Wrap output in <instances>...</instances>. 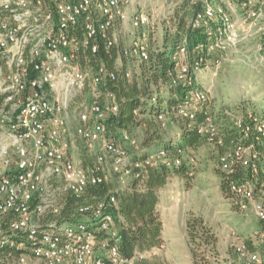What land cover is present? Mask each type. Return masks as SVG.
<instances>
[{
  "label": "built area",
  "instance_id": "2783aa9c",
  "mask_svg": "<svg viewBox=\"0 0 264 264\" xmlns=\"http://www.w3.org/2000/svg\"><path fill=\"white\" fill-rule=\"evenodd\" d=\"M201 1L202 10L190 25L205 31L204 42L194 50L200 56L190 64L178 63L174 84L196 82L197 74L208 70L214 57L236 47L242 34L239 22H249V30L258 20L264 21V1L257 5L236 0L241 20L233 17L232 8ZM128 3L0 0V264H140L149 252L135 253L131 259L119 254L112 194L118 191L116 187L104 199L80 206L79 221L58 223L66 196L79 198L86 188L108 182V172L131 181L144 166L182 163L180 157L171 158L162 150L145 161H135L107 127L108 117L117 115L119 105L115 95L102 87L117 81L119 73L100 62L87 63L98 55L100 44L105 52L116 49L117 26L122 30L128 23L139 30L149 24L143 12L129 16ZM261 36L256 50L264 72V31ZM119 53L141 63L150 57L138 36ZM121 77L128 79V72ZM89 82L95 89L90 103L76 112L74 135L88 147L99 143L102 152L84 166L69 155L66 115ZM104 95L109 102L102 101ZM207 101V91L194 89L178 105L176 116L186 120L207 144H221L217 126L202 106ZM199 115L202 120L197 122ZM233 128L238 139L230 152L219 157V169L232 173L235 166L251 167L256 173L258 153L253 141L264 138V115L235 118ZM122 134L126 139L128 134ZM187 159L192 165L193 159ZM229 189L239 211L250 205L254 218L264 222V200L255 197L252 180L232 181ZM234 254L242 264H264V256L243 241L234 246Z\"/></svg>",
  "mask_w": 264,
  "mask_h": 264
},
{
  "label": "trees",
  "instance_id": "16d2710c",
  "mask_svg": "<svg viewBox=\"0 0 264 264\" xmlns=\"http://www.w3.org/2000/svg\"><path fill=\"white\" fill-rule=\"evenodd\" d=\"M176 4L164 23L165 37L162 46L150 53L147 62L140 64L138 78L128 82L125 77H119L115 82H105V87H102L104 91L115 95L119 105L118 113L112 118L110 125L128 135L137 129L143 131L144 151L134 157L135 161H145L159 150L171 158L182 159V163L176 167L144 166L135 173L136 177L132 178L127 188L112 192L116 207L113 212L120 238L118 251L125 259H131L135 253L147 252L162 246V222L156 210L159 192L166 188L171 177H177L189 187L194 173L191 172V165L187 163V153L191 154L207 144L194 128L189 127L186 120L176 116L178 105L185 100L188 93L198 88V84L194 81L188 85L173 83L178 68L177 54L183 50L189 64L200 56L194 50L198 43L204 42L205 31L202 28L193 30L190 25L192 19L201 12L203 4L201 0H177ZM116 59L115 50L105 52L100 44L98 55L91 58L87 64L95 66L100 62L107 69L113 70ZM159 116L176 126L179 134L175 140L165 136L162 129L163 120L159 121ZM225 118L219 115V121L213 120L221 139V144H214L218 148V155L214 157L217 159V165L219 157L230 152L238 139L236 130L230 127ZM201 120L202 117L199 115L197 122ZM251 140L250 138L249 142ZM253 148L258 153V159L254 163L256 173L251 167L240 166H235L232 173H225L219 168L216 170L220 193L230 201H233L229 189L230 182H240L243 179L252 180L255 184L254 192L260 194L255 197L264 200V138L254 140ZM108 182L86 188L79 198L67 195L58 223L79 221L81 215L77 209L80 206L94 204L113 190L114 186ZM254 230L259 235L258 239L262 241L258 248L264 254V222L259 221ZM186 235L192 264H211L212 260L216 259L217 237L202 218L194 216L187 218ZM248 247L250 249L249 245Z\"/></svg>",
  "mask_w": 264,
  "mask_h": 264
},
{
  "label": "rangeland",
  "instance_id": "374dc122",
  "mask_svg": "<svg viewBox=\"0 0 264 264\" xmlns=\"http://www.w3.org/2000/svg\"><path fill=\"white\" fill-rule=\"evenodd\" d=\"M207 1H213L227 9L232 8L233 17L241 20L242 13L237 9L236 0ZM251 1L258 5L264 0ZM176 2L177 0H129L126 8L128 15L133 16L143 12L148 16L149 24L142 29L133 30L128 23H125L118 35L115 32L117 59L113 67L119 73V77L126 71L129 74L128 82H132L138 78L141 69V62L136 57L124 58L120 55L119 49L128 47L137 36L146 44L149 53L160 48L165 37L164 23L176 7ZM248 23L238 24L242 34L237 46L214 57L211 60L213 65L197 74L198 88L207 91L208 101L202 106L213 120L219 121V115L225 116L230 127H233L235 118H246L250 113L264 115V72L261 69L260 53L256 50L262 39L264 21L258 20L247 30ZM244 30L247 31L244 33ZM176 61L180 64L185 63V54L180 51ZM90 83L81 95L73 100L66 115L70 140L69 155L76 163L86 166L92 164L96 155L102 152L99 143L88 147L74 135L77 126L76 112L90 103L95 89ZM102 101L109 102L105 95ZM108 118H110L107 125L109 132L125 149L128 156L140 155L144 151L143 131L137 129L125 139L122 132L110 125L114 117L111 115ZM162 129L165 136L172 140H175L179 134L176 126L168 120H163ZM217 155L218 148L213 144H206L191 154L187 153V156L194 161L193 166L191 165L194 178L189 187L177 177L168 179L166 190L160 194L161 200L156 209L162 222L163 244L160 248L147 252L142 264H191L186 235V220L189 216L202 218L215 233L218 241L216 258L219 263L217 264H234L236 256L233 245L244 240L240 239L238 234L247 233L250 231L248 227L255 228L259 221L254 220L249 208L239 211L230 200L221 195L216 175L219 167L217 159L214 158ZM108 181L118 191L127 188L130 184V180L118 179L110 172H108ZM255 196L258 197L260 194L256 192Z\"/></svg>",
  "mask_w": 264,
  "mask_h": 264
},
{
  "label": "crops",
  "instance_id": "0c3cea01",
  "mask_svg": "<svg viewBox=\"0 0 264 264\" xmlns=\"http://www.w3.org/2000/svg\"><path fill=\"white\" fill-rule=\"evenodd\" d=\"M130 10H131V7L129 8ZM118 29V30H117ZM115 31H116V35H118L119 34V32L121 31V29L119 28V26H117L116 27V29H115ZM150 150V149H149ZM132 158H134V157H132ZM166 187H167V185H166ZM166 190V188L164 189V190H162V191H160L159 192V203H160V194L163 192V191H165ZM231 202H232V204H235L234 203V201H232L231 200ZM159 203H158V205H159ZM157 205V206H158ZM249 209H250V211L252 212V208H251V206L249 205V207H248ZM247 208V209H248ZM253 214V213H252ZM254 216V215H253ZM241 220H243V219H241ZM254 220L256 221V219L254 218ZM254 221V222H255ZM244 222H246V221H244ZM244 224V223H243ZM247 224V223H246ZM249 229H250V231H247V233H243L242 235L241 234H238L239 235V238L240 239H244L243 240V242H249V246H250V249L251 250H253V251H256V252H258V253H260L262 256H264V254H262L261 253V251H260V249L258 248V246L262 243V241L260 240V239H258V237H259V235L258 234H256L257 232H255V228H253V227H248ZM253 228V229H252ZM162 233H163V231H162ZM161 238H162V244H163V237H162V234H161ZM218 242V241H217ZM239 242H237V244H238ZM236 244H234L233 246H235ZM153 250V249H152ZM234 252V251H233ZM235 255V254H234ZM217 263H219V260L216 258L215 260H214V262H212L211 264H217ZM191 264H192V261H191ZM230 264V263H229ZM234 264H242L240 261H238L237 259H236V261L234 262Z\"/></svg>",
  "mask_w": 264,
  "mask_h": 264
}]
</instances>
